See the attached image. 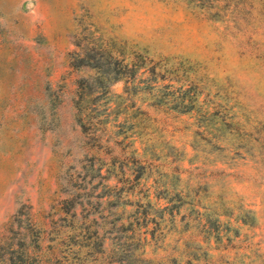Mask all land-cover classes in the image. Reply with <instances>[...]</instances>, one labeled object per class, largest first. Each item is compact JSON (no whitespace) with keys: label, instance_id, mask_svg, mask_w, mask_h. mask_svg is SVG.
Instances as JSON below:
<instances>
[{"label":"rangeland","instance_id":"obj_1","mask_svg":"<svg viewBox=\"0 0 264 264\" xmlns=\"http://www.w3.org/2000/svg\"><path fill=\"white\" fill-rule=\"evenodd\" d=\"M0 264H264V0H0Z\"/></svg>","mask_w":264,"mask_h":264}]
</instances>
